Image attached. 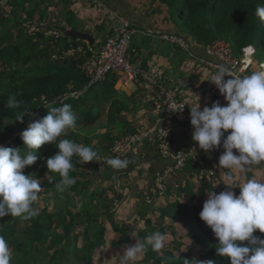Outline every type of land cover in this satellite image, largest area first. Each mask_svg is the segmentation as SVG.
Returning a JSON list of instances; mask_svg holds the SVG:
<instances>
[{
  "label": "trees",
  "instance_id": "1",
  "mask_svg": "<svg viewBox=\"0 0 264 264\" xmlns=\"http://www.w3.org/2000/svg\"><path fill=\"white\" fill-rule=\"evenodd\" d=\"M26 1L11 0L10 4L16 8L24 9L25 13L34 16L38 13V8H45L43 5L47 2L46 0H28L29 3L26 6ZM56 1L68 4L66 13L70 12V8L74 10V3L79 6L78 2H80L79 0ZM157 1L168 9L174 27L168 34L157 33L150 29L152 31L151 36H177L183 38L190 46L188 53L179 46L163 40L168 44L169 51L172 47L178 53L183 52L195 60L204 59L213 62L214 57L205 55L206 47L216 42L230 40L236 57L242 58L243 50L252 46L256 49V56H262L261 63H264V23H261L255 15L256 6L264 5V0ZM38 2L41 7H39ZM99 2L100 5L90 4L86 0H81L80 3L83 4V7L85 5L88 8L101 9L102 2L100 0ZM24 4L26 5L24 6ZM66 13L67 27L57 28V36L47 35V32H52L53 28L43 27L33 37L23 27L16 12L8 16L11 18L0 21V146L21 148V154H25L28 150L24 148L20 138L21 133L30 122L41 119L47 114L48 105L70 104L77 117L76 129L78 126H91L97 123L101 119V106L106 102H111L108 113V121L111 124L116 123L119 115L128 112L130 102L136 108L139 106L136 100H131V97L126 98L124 93L118 89L119 78L116 75H109L105 81L93 83L81 70L86 57L82 54L68 55L70 50H76L80 46L86 50L103 46L118 35L117 29H110L109 31L105 28L101 29L102 32L99 36H94L96 41L99 40V43L90 47L87 42L74 40L68 35L69 31L91 33L76 27L74 25L75 17L70 12L72 18L70 19ZM46 15L47 11H44L42 18H47ZM133 27L136 26L132 24L130 28ZM34 40H39L45 44L51 55L59 57V59L52 61V57L38 51L35 52L38 45ZM134 44L131 43V57L135 54L136 45ZM9 94L16 95L17 100L22 102L21 108L12 110L5 108L4 102ZM123 98L125 101H122ZM25 110L31 111V113L25 115L21 123L16 120V117ZM76 129L69 131L66 138L81 143L82 135ZM127 133H123L122 137L130 134ZM113 145H115V140L110 141L104 151L108 154ZM58 151V148L52 144L41 146L38 150L41 159L35 165L26 168L25 174H35L37 178L47 175L46 160ZM80 167L81 164L77 163L76 171L71 173L76 178V184L71 189L61 193L63 195L62 204L57 207L60 210L47 214L45 226H42L44 224L42 215H38L28 222L11 216L0 219V236L5 238L13 251L11 264H32L33 262L37 264L34 261V252L41 247L45 253L47 249L50 251V255L44 259L43 264H95L96 251L100 248V242L106 240L107 228L103 225L104 222L112 224V228L119 238L112 244L116 249L125 245H132L136 242V238L141 239L148 235L146 229L134 237L133 231L135 229L132 227L125 226L124 230L119 228L114 223L115 212L110 210V206L107 204L108 199L98 198L95 192H88L92 181L80 178L78 171ZM110 168L108 167V171ZM215 170L218 177V171L216 168ZM113 171L111 168V174ZM198 171L199 168L196 164L188 162L185 171L176 174L179 176L178 181L181 186V191H177V196H187L188 199L194 200L197 196L207 195V193H195L192 188L196 182H201V186L212 185L214 187L215 185V188L221 187L219 177L214 184H207L199 179ZM158 172L163 173L164 171ZM114 173L122 176L128 171L123 173L114 171ZM247 176L252 177V174ZM111 178L108 175L109 180H113L115 184L118 182L116 178ZM154 181L153 178V183ZM45 182L46 186L53 187L54 191H57L54 182L49 183L47 180ZM55 182H59L58 176ZM123 194L126 200L129 199V194ZM204 195L202 202H205ZM76 198L79 201H76ZM55 201L57 202L58 199L55 198ZM101 202L106 203L103 208L100 206ZM79 206H83V208L81 209ZM202 206L203 204L185 203L178 198L162 211V216L181 225L191 240L201 246L203 258L199 260L213 259L217 261V264H230L228 259L218 257L215 252V245L218 242L211 230L199 218ZM81 224L85 225L83 240L86 239L82 241V246L78 247L76 244L78 234L74 235L73 231ZM254 235L264 239V234L258 231ZM26 249H30V251L28 252ZM154 252L149 249L146 253L153 255ZM170 258H164V264H184V260L195 261L184 253H180L178 256H170ZM155 261L159 263L160 259L156 257Z\"/></svg>",
  "mask_w": 264,
  "mask_h": 264
},
{
  "label": "clouds",
  "instance_id": "2",
  "mask_svg": "<svg viewBox=\"0 0 264 264\" xmlns=\"http://www.w3.org/2000/svg\"><path fill=\"white\" fill-rule=\"evenodd\" d=\"M255 15L264 23V5L256 6ZM209 82L226 103L222 106L217 101L201 110L197 97V103L190 106L192 139L205 154L223 148L218 166L227 170L224 180L227 190L207 193L199 218L218 242L215 245L218 257L228 259L230 264H264V239L254 235L257 231L264 234V182L255 177L237 182L233 176V173L246 176L252 166L264 163V68L241 76L228 65L218 64ZM4 105L7 110L19 109L22 102L15 94H9ZM185 105L177 111L182 112ZM30 113L25 110L16 120L22 123ZM76 127L77 117L70 104L48 105L47 114L30 122L21 133L28 150L25 154H21V148L0 146V219L11 216L28 222L39 215L35 205L43 189L35 174H25L24 170L41 159L38 153L41 146L52 144L59 150L46 160V178L49 183L54 182L60 193L76 184L71 173L76 171L77 163L105 160L91 146L66 138ZM192 151L196 152L195 147ZM106 164L113 170H123L130 160L113 157L107 158ZM234 188L239 189V195L232 191ZM165 243L166 235L159 231L136 238V243L124 250L120 264H134L149 249L161 252ZM12 259L10 245L0 236V264H11ZM184 264H217V261L184 260Z\"/></svg>",
  "mask_w": 264,
  "mask_h": 264
},
{
  "label": "rangeland",
  "instance_id": "3",
  "mask_svg": "<svg viewBox=\"0 0 264 264\" xmlns=\"http://www.w3.org/2000/svg\"><path fill=\"white\" fill-rule=\"evenodd\" d=\"M46 1V4L43 5V8L45 7L44 9H42L41 5L38 2L39 7L41 8L37 9L39 10L38 13H36L34 16H31L25 13L23 11L24 9L16 8L14 5L10 4L11 0H0V21L6 18H11L8 16L16 12V15L20 17L23 27L26 28L33 37H35L37 32H39L37 29L43 27H51L50 29L53 28L52 32L47 33L48 35H55L57 33V28L67 27V21H65V13L66 9H68V4L58 3L56 0ZM79 1L81 2V0ZM80 2H78V7L77 4L74 3V10L72 8L69 9L73 17H75L74 25L76 27L85 28L86 26L90 25L87 31H90V33L92 32V35L94 33L95 36H99L100 32H102L101 29L105 28L107 29V31H109L112 28L114 29V27H119V24L122 23L119 20V17L116 15H110L109 17L105 15V19L102 21V18H100L99 15L95 13V7L90 8L88 12ZM27 3H29L28 0L26 1V4ZM26 4H24V6ZM26 6H28V4ZM75 9L78 12H75ZM44 11H47V18L45 19L42 18V14ZM70 12H67L66 15L70 19H72ZM84 13H87V17L80 19L79 17H83ZM111 16L113 19L111 18ZM114 16H116V18H114ZM100 21H102L101 24H99ZM122 26L123 25H121V27L117 29L122 28ZM144 36L145 35L142 34L135 35L132 43H136L137 45L142 44V46H147L150 48L156 46L158 48V44L150 42L155 40L153 37ZM224 41L232 46L230 40ZM34 42H36V45H38L35 52L38 51L41 54L43 53L48 57H52V61H56L59 59V57L51 55V53L46 48V45L41 41L34 40ZM163 47L168 49V44L163 45ZM170 50L174 52L175 48L171 47ZM254 59L255 60H253L250 72L259 69V64L262 62V56L257 55L254 57ZM192 62L193 64L191 67L193 69L190 71H197L200 75H204V77L208 78H211L213 72L215 73V71L211 67H208L203 63H200L198 61V63L194 61ZM137 88L135 86L133 88L127 90L123 89L121 91L122 93H124L126 98L131 97V100H137L141 97V95H143L142 93L138 94V97L134 95V93L136 94L137 92ZM122 101H125V98H123ZM110 104L111 102H106L101 106V119L97 123L91 126H78V128L76 129L79 130L82 135L81 144L85 146H91L102 157L105 158V160L102 162H89L87 164H83L78 169L81 179L92 181L91 185L89 186L90 189L88 190V192H95L98 195V198L103 197L104 199H108L107 204L108 206H110V210L115 212L114 223H116L119 228L123 230L125 229V226H130L135 229L133 231L134 237L137 236V233L145 229L147 230L148 235L156 231H159L160 233L166 235L165 248L161 252H154L153 255L145 253L142 257L135 261L134 264H164V258L171 259L170 256H178L180 253L187 254L195 261L203 258V251L201 246L197 242L191 240V238L187 234V231L181 225L163 218L162 211L178 198H180L182 202L189 204H203L204 202H202V196L204 194L200 197L197 196L196 198H194V200L188 199L187 196L180 197L177 196V191H181V186H179L177 187V189H173L175 194H173L172 197H168L169 194L167 192L164 196L159 198V200L155 199V201L149 202L147 200V195L140 193L138 195L139 197L132 196L130 194V199L125 200L123 193H126L125 184H128V182L126 181V178H124L125 175H115L114 171L113 174H111V168L106 164V159L111 158V152L107 154L104 149L107 145H109L110 141L115 140L116 143L120 138H122V134L125 133L124 129L129 126V119L133 120L136 117V115H134L135 113H132V111H135L136 107L132 105V102H130L128 112L119 115L117 117L116 123L111 124V122L108 121ZM113 146H111L110 149H112ZM106 165L110 168L109 171ZM250 174H252V177H255L256 179L264 182V163H262L261 165L252 166L247 175L250 176ZM108 175L110 176V178H116L118 182L115 184L113 180H109ZM247 175L241 176L239 173H234L233 176L235 177L237 182H243L248 178H252L248 177ZM218 177L220 178V176ZM38 179L40 181L43 192L40 194V199L35 206L39 208V215H42L44 223L42 226H45L47 214L55 213L60 210L57 207L62 204L63 195L60 192L54 191L53 187L46 186V175H44L43 177H39ZM219 183L221 184V187L215 188V185L214 187L212 185H208L211 187L201 186V182H196L194 184L195 186L192 189H194L195 193H210L211 191H214L215 193L219 194L221 191L227 190V186L224 185L223 178L219 179ZM232 191L239 195L238 188H234L232 189ZM55 198L58 199L57 202L55 201ZM206 199L207 195H204V201H206ZM76 201L79 200L76 198ZM127 201H129V203H127ZM100 204V206L103 208L106 203L101 202ZM79 208L82 209L83 206H79ZM100 213L101 212H99V214ZM103 225L107 228L106 240L100 242V248L96 251L95 264H120V260L124 253V250L127 247L134 245L136 242H134L132 245H125L119 249L114 248L112 244L119 238L115 234V230H113L111 223L104 222ZM84 229L85 225L81 224L78 225L73 231L74 235L78 234V240L76 242L78 247H81L82 241H85L86 239L85 238L83 240ZM41 248H39L38 251L34 252V261L37 262V264H43L44 259L50 255V251L48 249L45 253L43 250H41ZM26 251L29 252L30 249H26ZM156 257L160 259L159 263L155 261ZM32 264H34V262Z\"/></svg>",
  "mask_w": 264,
  "mask_h": 264
},
{
  "label": "built area",
  "instance_id": "4",
  "mask_svg": "<svg viewBox=\"0 0 264 264\" xmlns=\"http://www.w3.org/2000/svg\"><path fill=\"white\" fill-rule=\"evenodd\" d=\"M90 4L100 5L99 0H86ZM39 31V29H37ZM118 35L110 39L106 44L95 49L86 50L80 46L76 50H70L68 54H82L86 57L81 70L94 82L105 81L109 75H116L121 84L125 86L138 85L145 90L155 102V112L160 116L154 129L133 133L120 138L111 149V158L120 157L129 159L128 168L114 170L123 173L132 169L134 161L140 160L142 150L147 141L156 144L157 149L164 159H170L172 165L164 172H158L154 176V183L149 187L147 200L149 202L161 198L168 192L164 178L167 175L182 173L188 162L196 164L199 169V179L207 184H214L218 179L215 169L203 171L204 160L198 146L173 150L174 134L177 127L190 124V106L187 92L177 83L167 79L159 69H146L132 61L130 55L132 39L135 35L144 34L141 30L130 28L129 23L124 22L121 29L116 30ZM121 33V34H120ZM58 33L55 35L57 36ZM48 35V33H47ZM160 40L177 45L189 53V44L180 37L161 35ZM244 55L238 58L234 55L232 47L224 42H216L207 46V55L214 57L213 62L200 59L199 61L217 71L218 64H226L241 76L250 74L256 49L252 46L243 50ZM264 68V63L259 66ZM187 104V105H185ZM185 105L183 111H177ZM227 133L225 134V136ZM195 147L196 152L192 151ZM177 184L173 189H177Z\"/></svg>",
  "mask_w": 264,
  "mask_h": 264
},
{
  "label": "crops",
  "instance_id": "5",
  "mask_svg": "<svg viewBox=\"0 0 264 264\" xmlns=\"http://www.w3.org/2000/svg\"><path fill=\"white\" fill-rule=\"evenodd\" d=\"M100 1L102 2V8L95 9V13H97V15L102 18V21L105 19V15H107L108 17L110 15H116L122 22L119 24V27H121L124 22L129 23L130 26H132L133 24L136 26L133 27L134 29H138L144 32V34L142 35H146V37H153L155 39L150 42L159 45L158 48L156 46L150 48L147 46H142V44L137 45L135 43V54L132 58V61L135 64L140 65L146 69L156 68L162 71L167 79L177 83V85H180L182 88H184V90L187 92V99L191 105L194 106L197 103L198 97V103L201 110L205 106L211 107L212 103L217 101H219L222 106L225 105L226 102L224 101L223 96L219 93L216 87L214 88V84L209 82L210 78L204 77V75H200L197 71H190L193 69L191 67L193 64L192 61L198 63L200 62L199 60H195L193 57H188L183 52L178 53L177 50H175L174 52L169 51V49L163 47V45H167V43L160 40L159 35L151 36L152 31L150 29L161 34H168L173 29L174 24L166 6L161 5L157 0ZM84 8H86V11L89 12V9L92 7L88 8L84 5ZM75 12L78 11H76L75 9ZM116 16H114V18H116ZM84 17H87V13H84V16L79 18L83 19ZM102 21H100L99 24H101ZM89 26H86L85 28L81 27L80 29L88 30ZM117 28L114 27V29ZM92 36H95L94 33ZM98 42L99 40L96 41V44ZM206 51L207 47L205 49V52ZM205 55H207V52ZM214 71L216 72V70ZM212 74H214V72ZM173 75H175L176 77ZM135 86L136 88L138 87V93L136 92V94L134 93V95L136 97H138V94L141 93L143 95H141V97L136 100L139 104V107H137L135 111H132V113H135L134 115H136V117L133 120L129 119V126L124 129L125 133L128 132L127 134H135L152 130L154 129L157 121L160 118V116L155 112L154 100L147 92L141 90V88L137 84ZM135 86H125L119 81L118 89L127 90ZM193 131L194 130L192 127H177L174 134L173 150L177 151L180 148L196 146L194 145L192 139ZM199 152L204 160V168L202 170L208 171L216 168L220 179L223 178L225 180L227 170L219 168L218 166L219 157L223 153V148L221 147L218 150H213L208 154H205L200 149ZM171 165L172 161L170 159H164L161 157L156 144L147 141L144 145V149L142 150V156L140 160L134 161L132 169L125 174L124 178H126V181L128 182V184H125V195L129 194L128 198L130 199L131 195L138 196L140 193L146 194L149 187H151L153 184V178L155 174L158 171L166 170ZM174 175H167L164 178L165 184L169 189L168 196L171 197L173 196V194H175L173 191V187L179 184V176H177L176 174ZM127 203H129V201H127Z\"/></svg>",
  "mask_w": 264,
  "mask_h": 264
},
{
  "label": "water",
  "instance_id": "6",
  "mask_svg": "<svg viewBox=\"0 0 264 264\" xmlns=\"http://www.w3.org/2000/svg\"><path fill=\"white\" fill-rule=\"evenodd\" d=\"M68 35L74 40L87 42L90 47H94L96 44L95 37L88 33L69 31Z\"/></svg>",
  "mask_w": 264,
  "mask_h": 264
}]
</instances>
